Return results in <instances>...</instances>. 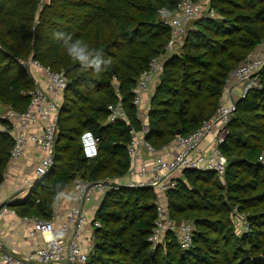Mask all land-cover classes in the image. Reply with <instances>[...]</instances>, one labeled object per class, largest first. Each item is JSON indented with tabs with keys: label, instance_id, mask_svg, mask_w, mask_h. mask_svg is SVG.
<instances>
[{
	"label": "trees",
	"instance_id": "trees-1",
	"mask_svg": "<svg viewBox=\"0 0 264 264\" xmlns=\"http://www.w3.org/2000/svg\"><path fill=\"white\" fill-rule=\"evenodd\" d=\"M182 0H0V104L25 113L35 85L20 60L33 59L69 80L60 111L55 165L24 200L12 204L19 218L50 221L56 195L73 180L116 179L130 166L131 126L140 130L135 89L151 61L165 53L171 30L162 9ZM217 19L194 21L179 51L169 57L148 109L146 140L156 149L177 133L190 136L215 118L230 75L264 42V0H210ZM63 31L111 58L99 74L83 70L53 33ZM116 79V83H114ZM261 88L238 103L221 147L225 177L186 171L166 195L170 217L195 227L194 245L183 251L175 238L153 249L156 195L148 189L110 192L95 220V246L87 264H254L264 260V69ZM118 88V89H117ZM122 103L129 120L108 124V108ZM0 126L7 124L0 120ZM100 139L98 156L85 157L82 137ZM13 140L0 132V189ZM245 215L250 232H240L233 212ZM154 252L152 255L151 252Z\"/></svg>",
	"mask_w": 264,
	"mask_h": 264
},
{
	"label": "built area",
	"instance_id": "built-area-1",
	"mask_svg": "<svg viewBox=\"0 0 264 264\" xmlns=\"http://www.w3.org/2000/svg\"><path fill=\"white\" fill-rule=\"evenodd\" d=\"M51 2L41 0L40 9ZM159 14L171 30V40L165 53L154 58L149 69L140 76L134 91L138 93L135 94L134 106L140 130L135 131L129 126L132 140L127 146L130 162L127 174L97 181L75 178L65 192L56 195L50 221L20 218L25 226L21 235L32 244L26 253L14 252L0 238V264H87L95 246V230L101 228V224L95 220L96 213L108 193L123 189H148L156 195L154 205L158 217L149 238L153 249L166 245L170 235L175 236L183 251L193 248L194 225L190 222L177 223L170 217L166 195L178 187L186 171L213 172L222 179L225 177L228 161L221 147L229 136V124L237 112L238 103L246 99L250 92L261 88L264 42L260 46L261 54H251L228 78L215 118L205 122L192 135L177 136L172 143L159 150L146 140L149 111L145 107L144 97H147L150 106L165 64L183 45L190 25L201 18H218L210 7V0H182L176 11L162 9ZM19 65L28 72L35 88L30 93L31 103L25 113L0 104V120L7 124V127L0 126V132L8 133L13 140L5 179L13 167L19 166L28 155L35 163L31 174L25 173L18 179L15 195L8 201L0 200V220L9 215L18 217L11 205L26 199L35 185L51 173L55 165L60 111L69 85L64 72H54L32 58L20 60ZM38 72L42 74L45 86L35 77ZM108 111V124L118 121L130 124L121 102L110 106ZM210 136H213L211 147L202 150V145ZM82 144L87 159L93 160L98 156L100 139L93 133L86 132ZM260 160L264 163L263 156ZM233 216L240 232H250L245 215L234 210Z\"/></svg>",
	"mask_w": 264,
	"mask_h": 264
},
{
	"label": "crops",
	"instance_id": "crops-1",
	"mask_svg": "<svg viewBox=\"0 0 264 264\" xmlns=\"http://www.w3.org/2000/svg\"><path fill=\"white\" fill-rule=\"evenodd\" d=\"M259 49H257L256 54L259 53ZM38 79L42 81V85L45 86V82L43 76L40 72L35 73ZM145 107L148 108L147 97H144ZM149 102V101H148ZM213 136H210L206 139L201 149L206 150L212 145ZM32 156L28 155L25 159L22 160V163L19 166L13 167V169L9 172V176L5 179L1 190H0V200L8 201L10 200L15 192L18 191V179L23 176V174H31L30 172L33 170L34 163H32ZM25 229L24 224L21 222L19 217L8 216L3 220H0V238L5 241L8 245V248L12 249L16 253L24 254L30 248H32V244L25 240L21 231ZM16 231H19V234L14 235Z\"/></svg>",
	"mask_w": 264,
	"mask_h": 264
},
{
	"label": "clouds",
	"instance_id": "clouds-1",
	"mask_svg": "<svg viewBox=\"0 0 264 264\" xmlns=\"http://www.w3.org/2000/svg\"><path fill=\"white\" fill-rule=\"evenodd\" d=\"M53 39L62 42L68 56L74 62H78L83 70L91 69L99 74L111 66V58L106 59L101 51L91 48L81 39L74 40L71 34L56 31L53 33Z\"/></svg>",
	"mask_w": 264,
	"mask_h": 264
},
{
	"label": "water",
	"instance_id": "water-1",
	"mask_svg": "<svg viewBox=\"0 0 264 264\" xmlns=\"http://www.w3.org/2000/svg\"><path fill=\"white\" fill-rule=\"evenodd\" d=\"M135 94L137 95L138 93H135ZM177 136H181V133L178 132V133H177ZM151 254L153 255L154 252L152 251ZM253 262H254V264H264V260H263L261 257L255 258V259L253 260Z\"/></svg>",
	"mask_w": 264,
	"mask_h": 264
},
{
	"label": "rangeland",
	"instance_id": "rangeland-1",
	"mask_svg": "<svg viewBox=\"0 0 264 264\" xmlns=\"http://www.w3.org/2000/svg\"><path fill=\"white\" fill-rule=\"evenodd\" d=\"M148 108H149V106H148Z\"/></svg>",
	"mask_w": 264,
	"mask_h": 264
}]
</instances>
